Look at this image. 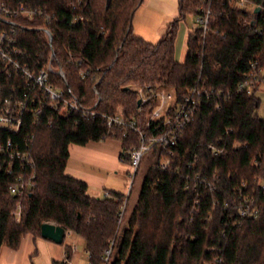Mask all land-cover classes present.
I'll list each match as a JSON object with an SVG mask.
<instances>
[{"label":"trees","instance_id":"trees-1","mask_svg":"<svg viewBox=\"0 0 264 264\" xmlns=\"http://www.w3.org/2000/svg\"><path fill=\"white\" fill-rule=\"evenodd\" d=\"M243 1L251 7L238 0H179L178 16L149 43L132 31L143 0H32L49 18L20 22L31 27L16 37L25 54L20 64L37 73L51 49L48 81L70 90L80 110L48 123L51 109L38 96L30 104L37 85L20 73L8 76L0 62V109L6 99L27 106L16 132L0 128V147L10 140L28 153V163H9L0 150V251L17 248L24 234L41 236L49 221L84 240L91 264L104 263V250H111L107 264H264V119L255 96L264 79L250 94L236 93L244 78L264 72V0ZM208 7L207 30L196 25L188 32L184 61L176 62L179 24ZM42 27L51 33L50 46ZM148 86L172 90L177 99L192 87L206 93L176 144L151 146L133 171L137 132L109 128L104 116L122 111L151 136L154 124L146 120L156 101L137 103V89ZM37 106L38 120L31 110ZM87 109L94 114L85 115ZM108 138L121 142L131 184L127 194L94 197L65 174L68 146ZM169 151L164 168L160 160ZM19 176L32 185L12 194ZM245 199L258 208L257 217L240 215ZM70 253L67 248L65 260L52 264H69Z\"/></svg>","mask_w":264,"mask_h":264},{"label":"built area","instance_id":"built-area-1","mask_svg":"<svg viewBox=\"0 0 264 264\" xmlns=\"http://www.w3.org/2000/svg\"><path fill=\"white\" fill-rule=\"evenodd\" d=\"M32 0H0V62L3 65V71L10 76L14 73H20L22 77L27 79V82L33 81L38 87V93L32 91L30 104L33 106L38 96L42 104H46L49 109L55 114L53 119L47 122L52 123L54 120L69 116L70 114L80 110L76 97L70 90L65 91L63 88H56L49 83V75L53 72L50 62L53 58V51L50 49L48 54V63L40 69L37 73L32 70L27 64L21 65L19 58L24 54V51L18 48L16 37L20 30L30 28L28 25L23 26L20 22L24 20H32L38 16H43L44 11L39 5H35ZM245 4L243 0H238L237 5L242 7ZM210 16L209 7L202 10L201 13L194 16L196 25L204 32L207 30L208 19ZM48 19L49 16L44 15L43 19ZM44 19V20H45ZM44 32L48 45H51V33L46 27L38 28ZM63 80L65 75L61 70L56 71ZM259 76V77H257ZM264 79V72L257 70V73H252L251 78H244L237 86L236 93L245 92L250 94L253 92L260 82ZM146 88V89H145ZM138 88L137 92L140 95L141 104L150 99L156 101L155 107L151 110L147 117L146 126L150 123L154 124V132L148 136L144 130L139 129L135 120H127L122 111L114 115L104 116L106 125L109 128L121 127L134 130L138 134L139 145L133 147L130 151V165L133 171L137 168L142 155L153 145L174 146L179 138L181 131H183L194 118V113L198 105L199 97L206 93L202 87L189 88L180 99H177L172 90L153 89L151 87ZM26 103L16 99H6L1 105L0 109V128L12 132H16L22 124V114L26 108ZM33 115L38 120V116L42 113L40 106L31 109ZM85 115L92 116L94 114L91 110H84ZM35 119V120H36ZM125 136V134L123 135ZM1 151L8 152L9 163L14 160L28 163V153L26 151H19L10 140L0 147ZM173 154L169 151L168 155L162 157L161 165L166 168L169 165L170 158ZM8 173L11 170L6 167ZM131 184V181H130ZM129 184V187H130ZM32 185L31 181H27L23 176L16 178V182L10 186L9 191L16 194L19 189L28 188ZM105 196L108 193L104 194ZM259 213L258 208L251 200L245 199L244 204L240 208L241 216L257 217ZM14 216L19 217V208L15 211ZM111 250H104L103 264H107ZM89 255L87 254V259ZM88 264H91L88 261Z\"/></svg>","mask_w":264,"mask_h":264},{"label":"crops","instance_id":"crops-1","mask_svg":"<svg viewBox=\"0 0 264 264\" xmlns=\"http://www.w3.org/2000/svg\"><path fill=\"white\" fill-rule=\"evenodd\" d=\"M179 0H143L139 8L145 10L142 18H134L132 31L149 43H156L165 33L167 26L178 16ZM182 23V22H181ZM179 24L174 44V59L183 63L186 54L188 32L195 26ZM135 27V28H134ZM122 144L116 139L89 141L84 145L68 146V161L65 174L84 182L88 193L103 197L105 193L129 192L130 165L120 157ZM71 250L69 264H78L79 250H85L84 240L75 233L65 231L61 243L32 234L20 237L17 248L3 247L0 251V264H52L66 258V249Z\"/></svg>","mask_w":264,"mask_h":264},{"label":"rangeland","instance_id":"rangeland-1","mask_svg":"<svg viewBox=\"0 0 264 264\" xmlns=\"http://www.w3.org/2000/svg\"><path fill=\"white\" fill-rule=\"evenodd\" d=\"M242 7L249 9L251 7V5L244 4ZM140 8L141 9L136 10L134 13V18L136 19V21H138L139 19L142 18V13L145 11V10H142V7H140ZM134 18H133V20H134ZM182 23L184 26H187V27H192V26L196 25L195 18L192 15L186 16ZM177 35H178V33H177ZM176 38H177V36H176ZM255 96L259 99V106L256 110V113H257L258 117L264 119V83L260 84L257 87V89L255 91ZM130 181L131 180L129 179V184H130ZM135 195H136V190H133L130 198L133 199ZM77 263L78 264H88L87 253L85 252V250H79Z\"/></svg>","mask_w":264,"mask_h":264},{"label":"water","instance_id":"water-1","mask_svg":"<svg viewBox=\"0 0 264 264\" xmlns=\"http://www.w3.org/2000/svg\"><path fill=\"white\" fill-rule=\"evenodd\" d=\"M256 11H259V8H256ZM141 100H138V104H140ZM41 237L52 240L55 243H61L63 237L65 235V230L57 226L52 222H44L41 224Z\"/></svg>","mask_w":264,"mask_h":264}]
</instances>
